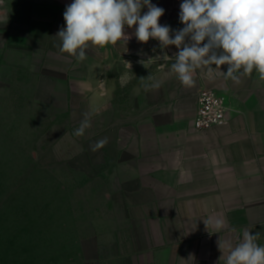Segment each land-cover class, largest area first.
Instances as JSON below:
<instances>
[{
    "label": "crops",
    "instance_id": "obj_1",
    "mask_svg": "<svg viewBox=\"0 0 264 264\" xmlns=\"http://www.w3.org/2000/svg\"><path fill=\"white\" fill-rule=\"evenodd\" d=\"M72 2L0 0V46L10 45L35 77L57 80L51 92L63 101L55 108L79 116L76 125L85 112L92 114L79 154L104 178L116 214L113 229L89 239V264H226L245 230L259 233L255 242L264 246V80L254 69L237 84L221 74L227 65L211 74L205 66L184 86L171 71L179 49L134 35L126 44L90 45L86 59L77 61L60 52L55 37ZM150 2L165 10L159 24L170 26L174 38L184 27L183 0ZM147 11L143 7L141 16ZM137 26L125 25L124 32L134 34ZM18 45L25 50L13 48ZM165 53L172 58L163 59ZM136 56L154 64L143 82L132 84L125 61L136 64ZM155 82L159 88L143 86ZM203 89L226 95L231 111L226 123L197 130ZM105 137L108 143L92 151Z\"/></svg>",
    "mask_w": 264,
    "mask_h": 264
},
{
    "label": "rangeland",
    "instance_id": "obj_2",
    "mask_svg": "<svg viewBox=\"0 0 264 264\" xmlns=\"http://www.w3.org/2000/svg\"><path fill=\"white\" fill-rule=\"evenodd\" d=\"M0 48V264H89V239L114 228L116 210L79 154L80 117L55 108L63 101L51 92L56 79L35 77L10 45ZM134 58L137 84L154 62Z\"/></svg>",
    "mask_w": 264,
    "mask_h": 264
},
{
    "label": "clouds",
    "instance_id": "obj_3",
    "mask_svg": "<svg viewBox=\"0 0 264 264\" xmlns=\"http://www.w3.org/2000/svg\"><path fill=\"white\" fill-rule=\"evenodd\" d=\"M148 11L141 16V9ZM164 9L150 0H73L66 6L63 18L66 27L58 31L60 52L74 56L77 61L86 59L89 46L103 48L126 44L133 37L141 43L150 38L160 42L161 49L175 45L178 52L171 65L180 82L187 87L195 83L197 69L207 66L211 74L214 69L227 65L221 71L225 79L240 83L244 75L253 70L264 80V0H183L179 19L184 27L175 31L168 25H160ZM138 25L134 34L124 32V27ZM163 59L172 58L166 53ZM155 59H161L157 56ZM131 69V62H126ZM139 63L144 64L141 60ZM215 65V67H213ZM145 77H141V81ZM148 79L152 78L148 76ZM145 89L159 88V82L144 84ZM74 135L83 136L91 127L92 114L85 112ZM108 138H102L91 145L92 151L103 148ZM212 221H204L207 223ZM215 227L220 229L224 221L215 219ZM235 231V229H232ZM259 233L243 232L242 241L231 249L226 264H264V246L255 241ZM219 248L222 244L219 240Z\"/></svg>",
    "mask_w": 264,
    "mask_h": 264
},
{
    "label": "built area",
    "instance_id": "obj_4",
    "mask_svg": "<svg viewBox=\"0 0 264 264\" xmlns=\"http://www.w3.org/2000/svg\"><path fill=\"white\" fill-rule=\"evenodd\" d=\"M231 105L226 95L213 89H203L198 94V109L194 121L197 130H204L229 120Z\"/></svg>",
    "mask_w": 264,
    "mask_h": 264
}]
</instances>
